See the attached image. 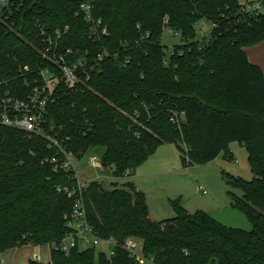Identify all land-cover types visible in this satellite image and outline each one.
I'll use <instances>...</instances> for the list:
<instances>
[{"label": "trees", "instance_id": "trees-1", "mask_svg": "<svg viewBox=\"0 0 264 264\" xmlns=\"http://www.w3.org/2000/svg\"><path fill=\"white\" fill-rule=\"evenodd\" d=\"M86 1L24 0L14 20L19 36L7 29L0 40V79L13 78L17 63L44 66L26 34L35 23L68 27L63 48L108 51L112 56L89 71L84 87L54 93L48 120L63 127L67 150L81 157L102 149V166L118 179L132 176L163 144L174 145L188 168L221 153L232 159L229 145L238 143L252 179L225 177L241 191L228 195L251 230L225 227L203 211L189 214L178 200L171 202L173 218L155 222L133 184L106 190L91 181L79 198L94 234L116 241L114 254L73 249L65 256L51 245L69 231L64 216L74 198L58 189L75 188L76 180L43 163L51 151L41 138L0 125V256L48 246L49 262L28 264H137L120 248L132 237L153 264H264V75L244 51L264 42V15L242 14L238 0H91V16L107 31L97 40L80 11ZM203 19L211 29L199 41ZM166 30L181 41L169 55L161 43Z\"/></svg>", "mask_w": 264, "mask_h": 264}, {"label": "built area", "instance_id": "built-area-1", "mask_svg": "<svg viewBox=\"0 0 264 264\" xmlns=\"http://www.w3.org/2000/svg\"><path fill=\"white\" fill-rule=\"evenodd\" d=\"M241 13L249 17L264 15V0H243L239 3ZM24 0H0V40L5 30L19 36L15 30V16L23 8ZM93 6L91 0L80 5L85 22L91 25V36L99 38L106 36V27L100 20L91 16ZM68 27L63 31L48 30L43 24L35 23L33 28H28L26 34L31 36L35 43L30 46L45 61L44 66H22L17 63L16 75L13 78L0 79V125L17 130L29 136L41 138L48 150L51 151L43 163L49 164L53 171L70 173L76 180L75 188H59L58 192L68 198H74L71 212L64 216L68 232L62 237L58 245L52 244L51 248L61 251L68 256L73 249L81 251L94 249L102 252L107 257L113 256L116 241L113 237L99 238L88 223L81 201V193L86 185L94 180L83 182L78 176V164L87 154L81 157L67 150L68 136L62 126H57L48 120V108L54 101V93L64 87L69 91H76L84 87L89 79V71L104 60L105 56H112L108 51L91 54L88 51L79 52L60 46L62 36L66 35ZM86 168L99 172L110 171L101 164L100 157L89 156ZM200 192L206 191L199 187ZM80 197V198H79ZM102 247V249H98ZM120 248L137 264H153L152 258L142 254V242L136 238L128 237L120 244ZM38 257H36L37 259Z\"/></svg>", "mask_w": 264, "mask_h": 264}, {"label": "rangeland", "instance_id": "rangeland-1", "mask_svg": "<svg viewBox=\"0 0 264 264\" xmlns=\"http://www.w3.org/2000/svg\"><path fill=\"white\" fill-rule=\"evenodd\" d=\"M238 1L239 3L243 2V0ZM210 29V23L205 19L201 20L196 26V39L201 41L203 38H207ZM161 43L165 47V53L169 55L173 47L179 45L181 41L178 36L166 30L163 32ZM257 48L263 49L264 42L253 49ZM180 116L182 117V114ZM180 146L183 154L186 155L187 146L184 143H181ZM229 152L232 154V159H224V153H221L212 162L205 165H194L193 168H183L179 160V164L175 166L176 169L171 171L160 182L163 185V190H160L161 194L145 193L149 207L148 216L155 222L173 218L174 211L171 202L178 200V204L189 214L203 211L225 227L249 232L251 230L250 222L243 213L232 207L231 199L228 195L230 192L234 196L240 197L241 191L238 188H231L227 184V178L225 177V175H228L244 181L252 179L247 153L238 143H231ZM101 154L102 149L90 150L78 164V176L83 182H88L92 179L99 182L106 190H111L114 185L118 188H125L128 184H132L131 179L133 176L115 179L110 171L99 172L98 170L86 168L89 156L95 155L99 158ZM143 183H145L146 187L152 184L148 179H146V182L143 180ZM200 186L207 188V195L198 193L197 188ZM30 248L40 250V259L45 261V263L48 262V246H32ZM98 249H102V247ZM24 252H27L26 249H21L19 254L14 259H9V261L7 260L10 258L11 252L3 253L0 258L4 259L3 264H23L25 263V260H23Z\"/></svg>", "mask_w": 264, "mask_h": 264}, {"label": "crops", "instance_id": "crops-1", "mask_svg": "<svg viewBox=\"0 0 264 264\" xmlns=\"http://www.w3.org/2000/svg\"><path fill=\"white\" fill-rule=\"evenodd\" d=\"M260 44L245 48L244 51L246 53L247 59L249 63L259 66V68L262 70L264 75V48H257ZM263 51V52H262ZM231 145V144H230ZM172 147V148H171ZM242 147V146H241ZM180 160V153L176 149V147L172 144H165L161 145L157 148L154 154H152L143 164H141L133 173V177L131 179V183L135 186V188L142 192L144 195L147 192L150 193H157L158 195L161 194L160 190H163V185L160 183L171 171L176 169V165L179 164ZM184 168V167H183ZM189 168V167H188ZM193 168V166H192ZM146 179L150 180L152 182L151 185H145L143 183V180ZM202 187V186H200ZM206 194H203L202 192L198 191L199 188H197V191L201 195H207L208 190L205 187H202ZM146 197V196H145ZM147 201V199H146ZM148 207V205H147ZM149 209V207H148ZM150 218V216H149ZM151 219V218H150ZM152 220V219H151ZM155 221V220H153ZM32 246H25L20 249H12L9 251H6L4 253L11 252L10 258H8L7 261L12 260L19 254V251L21 249H26L27 252H24L23 254V260H25V263L28 264L29 260H36L42 263H45V261H42L40 259V250L31 249ZM34 247V246H33ZM30 248V250H29ZM49 248V247H48ZM3 254H1L2 256ZM6 255V254H4ZM8 255V254H7ZM36 257H38L36 259ZM50 259V249H49V257L48 262ZM47 260V259H46ZM4 259L1 257V264H3ZM47 263V262H46Z\"/></svg>", "mask_w": 264, "mask_h": 264}]
</instances>
